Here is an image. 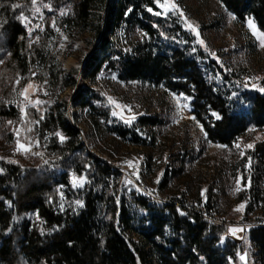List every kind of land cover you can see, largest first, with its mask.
Here are the masks:
<instances>
[{"label":"trees","instance_id":"trees-1","mask_svg":"<svg viewBox=\"0 0 264 264\" xmlns=\"http://www.w3.org/2000/svg\"><path fill=\"white\" fill-rule=\"evenodd\" d=\"M240 20L251 17L264 33V0H218ZM66 5L70 14L59 26L69 35L84 33L94 17L91 53L83 68V77L70 79L37 62L44 45L28 38L21 16L32 0H0V122L15 120L19 112L9 105L17 79L37 73L35 79L49 81L55 88L76 86L71 99L73 109L88 112L91 128L104 134L102 122L110 119L98 91L87 85L99 73L108 70L119 80L163 84L166 89L193 99L194 113L209 140L231 147L252 124L264 128L263 92L251 98V120L234 112L227 98L210 82L198 60L180 45L185 32L169 19L155 15L157 0H53ZM151 9V11H149ZM125 27V38L118 30ZM180 35V36H181ZM38 68V71H37ZM55 103L45 112L28 110L27 121L49 157L46 167L22 168L0 161V264H232L239 259L240 247L226 241L225 227L207 218L211 202L187 208L181 201L151 204L136 193L129 195L112 185L117 172L94 160L85 147L81 132ZM160 125L156 118H141L140 127L151 138ZM112 134L125 140L130 132L111 127ZM59 133V135H57ZM51 136V137H50ZM63 137V140H61ZM252 155V185L247 196L249 212L264 218V141L256 144ZM86 176L81 191H72L70 175ZM81 200L82 207L60 209V193ZM199 206L202 201L199 200ZM35 215L36 221L28 218ZM37 220L40 223H37ZM264 221V219H257ZM42 225L44 232L38 228ZM250 242L257 264H264V222L251 229Z\"/></svg>","mask_w":264,"mask_h":264},{"label":"rangeland","instance_id":"rangeland-1","mask_svg":"<svg viewBox=\"0 0 264 264\" xmlns=\"http://www.w3.org/2000/svg\"><path fill=\"white\" fill-rule=\"evenodd\" d=\"M170 3L177 7L166 10L157 3L158 11L154 14L182 28L185 36L178 35L180 45L188 47L189 55L198 60L206 78L227 98L234 112L250 121L251 98L263 92L264 33L251 17L240 20L218 0ZM69 14V6L55 5L53 0H36L22 14L21 21L31 43L44 45L37 62L39 70L48 64L54 71L60 70L63 77L70 79L73 75L79 81L91 53L92 29L98 20L94 17L84 33L71 36L67 26H59L60 20ZM124 29L118 30L119 39L125 38ZM36 75L26 74L15 83L9 105L19 114L15 120L0 122V161L22 168H42L54 161L27 121V111L35 109L43 114L55 103H67L62 108L65 117L81 132L93 159L117 172L112 185L118 184L122 194L134 192L157 205L181 201L196 210L210 201L214 210L211 215L206 213L207 218L226 230L221 245L229 241L240 247L239 259L232 264H257L249 235L251 229L264 222L257 219L264 218L258 212L246 214V193L252 185L255 165L249 152L264 141V128L251 124L231 147L212 142L194 113L192 98L172 92L163 84L124 82L116 73L103 70L94 82H85L98 91L110 111L109 121L102 122L105 132L99 135L89 126L88 112L71 107L75 85L57 89L47 80L35 79ZM25 88L27 92L21 95ZM3 97L0 87V99ZM150 117L160 121L151 132L154 138L140 127V119ZM111 127L126 129L130 136L123 141L112 134ZM86 183V176L70 175L72 191L83 190ZM66 190L62 188L60 193V209L82 207V203H77L81 200L74 195L65 197ZM28 218L36 221L33 214ZM38 228L44 232L41 224ZM245 229H249L248 236L243 234ZM243 255L246 262L240 259Z\"/></svg>","mask_w":264,"mask_h":264},{"label":"snow or ice","instance_id":"snow-or-ice-1","mask_svg":"<svg viewBox=\"0 0 264 264\" xmlns=\"http://www.w3.org/2000/svg\"><path fill=\"white\" fill-rule=\"evenodd\" d=\"M32 3H33V5H35L36 0H32ZM157 3L160 4V6L165 8L166 10L169 7L174 8V9L177 7L174 3H170V0H163V3H160V0H157ZM35 10L38 11V9H35ZM149 11H151V9H149ZM181 15H182V13H181ZM28 87H31V85H28ZM26 92H27V88H25L24 91L21 92V95H24ZM57 135H59V133H57ZM61 139H63V137H61ZM21 147H23V146H21ZM248 147H251V145H248ZM77 203H81V202L77 201ZM230 231L235 233V231H237V229H230ZM240 259L244 260V256H241Z\"/></svg>","mask_w":264,"mask_h":264},{"label":"built area","instance_id":"built-area-1","mask_svg":"<svg viewBox=\"0 0 264 264\" xmlns=\"http://www.w3.org/2000/svg\"><path fill=\"white\" fill-rule=\"evenodd\" d=\"M243 234H244L245 236H248V234H249V229H245Z\"/></svg>","mask_w":264,"mask_h":264},{"label":"water","instance_id":"water-1","mask_svg":"<svg viewBox=\"0 0 264 264\" xmlns=\"http://www.w3.org/2000/svg\"><path fill=\"white\" fill-rule=\"evenodd\" d=\"M244 256V260H242L243 262H246V256L245 255H243Z\"/></svg>","mask_w":264,"mask_h":264}]
</instances>
